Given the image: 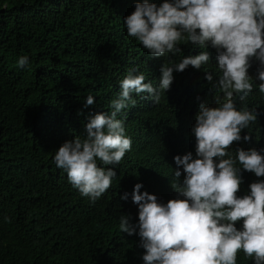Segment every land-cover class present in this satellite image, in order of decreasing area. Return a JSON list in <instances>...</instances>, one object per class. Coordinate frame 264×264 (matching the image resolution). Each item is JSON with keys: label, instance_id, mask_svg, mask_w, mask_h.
I'll return each mask as SVG.
<instances>
[{"label": "trees", "instance_id": "trees-1", "mask_svg": "<svg viewBox=\"0 0 264 264\" xmlns=\"http://www.w3.org/2000/svg\"><path fill=\"white\" fill-rule=\"evenodd\" d=\"M137 2L143 0H0V264H143L139 236L118 228L121 215L138 223L134 185L142 184L140 191L159 203L183 199L171 187L173 157L191 152L195 158L191 129L199 105L217 107V100L223 101L222 93L209 91L221 74L211 46L201 69L189 65L173 72L158 103L148 93L132 94L135 106L117 116L132 149L119 165L105 166L116 177L94 203L71 186L52 159L65 141L86 136L89 117L111 111L110 101L130 71L158 87L164 63L171 66L201 51L189 42L178 45L182 51L176 55L151 56L123 25ZM22 55L29 57L26 68L16 63ZM250 65L253 91L236 107L255 109L257 119L241 130V141L229 149L233 155L237 148L264 149L259 62L253 58ZM88 95L94 104L85 107ZM244 135L250 139L244 141ZM240 175L241 197L249 184L264 181L242 168ZM125 193L127 199H121ZM236 264L253 261L241 251Z\"/></svg>", "mask_w": 264, "mask_h": 264}, {"label": "clouds", "instance_id": "clouds-1", "mask_svg": "<svg viewBox=\"0 0 264 264\" xmlns=\"http://www.w3.org/2000/svg\"><path fill=\"white\" fill-rule=\"evenodd\" d=\"M123 25L151 56L176 55L182 51L178 45L189 42L201 51L171 66L164 63L158 87L146 83L143 73L130 71L110 101L111 111L89 117L86 136L65 141L52 157L55 166L66 172L67 181L82 197L94 203L116 177L105 166L119 165L132 149L124 120L117 118L122 110L135 106L132 94L148 93L158 103L161 92L173 82V72H183L189 65L201 69L209 62L205 49L211 46L221 74L209 91L222 93L223 101L217 100V107L199 105L191 129L195 158L191 152L173 157L177 170L171 187L183 199L159 203L155 195L141 192L142 184L137 183L131 199L138 207V223L121 215L118 228L139 236L143 264H236L241 251L253 264H264V181L249 184L247 194L237 195L241 168L264 177L260 154L264 149L229 152L234 142L241 141V130L257 119L255 109L236 107L253 91L248 75L253 58L259 62L256 78L264 95V0H163L159 5L143 0L135 3ZM16 63L26 68L29 57L22 55ZM205 79L212 82L213 77L206 71ZM93 104V96L88 95L85 107ZM249 139L243 136L244 141ZM127 197L125 193L121 199Z\"/></svg>", "mask_w": 264, "mask_h": 264}]
</instances>
